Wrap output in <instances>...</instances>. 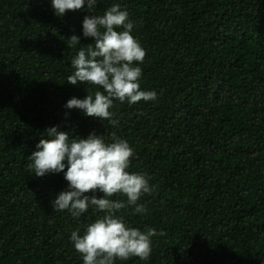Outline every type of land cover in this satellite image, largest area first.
I'll return each mask as SVG.
<instances>
[{
	"label": "trees",
	"instance_id": "obj_1",
	"mask_svg": "<svg viewBox=\"0 0 264 264\" xmlns=\"http://www.w3.org/2000/svg\"><path fill=\"white\" fill-rule=\"evenodd\" d=\"M113 4L147 53L141 90L157 93L114 101L115 127L65 107L97 90L67 77L81 46L95 43L84 17ZM54 126L109 143L115 132L134 149L129 171L150 177L154 191L139 201L148 212L119 215L156 230L151 256L116 264H264V0H97L63 17L51 0H0V264H83L71 232L103 215L55 211L64 173L28 170Z\"/></svg>",
	"mask_w": 264,
	"mask_h": 264
},
{
	"label": "clouds",
	"instance_id": "obj_2",
	"mask_svg": "<svg viewBox=\"0 0 264 264\" xmlns=\"http://www.w3.org/2000/svg\"><path fill=\"white\" fill-rule=\"evenodd\" d=\"M86 2L89 12L96 9L97 0H51V5L55 14L63 17L68 11L83 9ZM134 27L135 22L120 4H113L103 15L84 17L83 36L94 38L95 43L81 46L72 58L74 71L67 77V83L87 84L97 90L87 92L84 99L71 98L66 108L79 109L86 116L107 120L115 127L119 121L111 111L114 101L133 105L157 99L155 91L141 90L143 71L139 65L144 63L147 53L132 34ZM67 40L68 47L73 49L80 43L75 34ZM46 136L36 145L38 150L28 157L31 163L27 168L36 177L64 173L69 190L52 201L53 209L67 211L76 219L90 208L103 213L85 226L83 234L79 228L71 232L70 240L83 264H116L117 260L128 261L133 257L148 260L156 230L131 227L119 215L128 208L133 215L147 213L148 208L139 201L154 191L147 174L129 171L135 152L127 140L115 132L111 133L110 143L95 132L86 139L73 136L70 139L69 133L58 131V126L48 128ZM97 192L102 197L98 198Z\"/></svg>",
	"mask_w": 264,
	"mask_h": 264
}]
</instances>
